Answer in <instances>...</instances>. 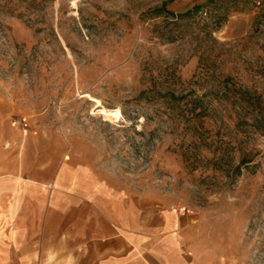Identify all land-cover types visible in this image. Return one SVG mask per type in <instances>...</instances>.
I'll use <instances>...</instances> for the list:
<instances>
[{"label": "rangeland", "instance_id": "374dc122", "mask_svg": "<svg viewBox=\"0 0 264 264\" xmlns=\"http://www.w3.org/2000/svg\"><path fill=\"white\" fill-rule=\"evenodd\" d=\"M59 147L264 264V0H0V174L49 187Z\"/></svg>", "mask_w": 264, "mask_h": 264}, {"label": "crops", "instance_id": "0c3cea01", "mask_svg": "<svg viewBox=\"0 0 264 264\" xmlns=\"http://www.w3.org/2000/svg\"><path fill=\"white\" fill-rule=\"evenodd\" d=\"M56 149L49 187L21 168L0 174V264H204L188 241L192 216L111 184L80 150L62 160Z\"/></svg>", "mask_w": 264, "mask_h": 264}, {"label": "bare ground", "instance_id": "6f19581e", "mask_svg": "<svg viewBox=\"0 0 264 264\" xmlns=\"http://www.w3.org/2000/svg\"><path fill=\"white\" fill-rule=\"evenodd\" d=\"M88 99L89 100H93L95 103H96V107H95V109L96 108H99L100 107V105H102V104H100V102L98 101V99L96 100V99H93V98H91V97H89L88 96ZM102 109V108H101ZM96 110H98V109H96ZM101 113L102 114H105V116H108V115H113V116H115V117H117V116H119V111H112V112H107V111H105L104 109L103 110H101ZM114 118V117H113ZM48 187V186H47Z\"/></svg>", "mask_w": 264, "mask_h": 264}, {"label": "built area", "instance_id": "2783aa9c", "mask_svg": "<svg viewBox=\"0 0 264 264\" xmlns=\"http://www.w3.org/2000/svg\"><path fill=\"white\" fill-rule=\"evenodd\" d=\"M170 209H171V210H174L176 213H179V214L184 213V210H183V209H178V210H176V209H174L173 207H170Z\"/></svg>", "mask_w": 264, "mask_h": 264}]
</instances>
